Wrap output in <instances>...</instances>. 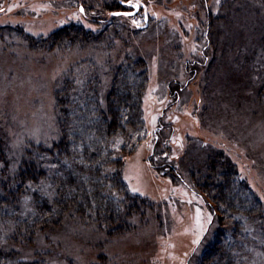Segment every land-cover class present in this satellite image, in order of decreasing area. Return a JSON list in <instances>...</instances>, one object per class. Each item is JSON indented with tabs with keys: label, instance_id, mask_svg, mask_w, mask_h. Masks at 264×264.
<instances>
[{
	"label": "rangeland",
	"instance_id": "rangeland-1",
	"mask_svg": "<svg viewBox=\"0 0 264 264\" xmlns=\"http://www.w3.org/2000/svg\"><path fill=\"white\" fill-rule=\"evenodd\" d=\"M138 2L116 16L118 0H0V175L17 170L27 150L58 142L56 96L66 82L78 94L94 84L106 112L118 68L143 73L147 136L157 130L123 159L142 216L109 233L64 216L30 245L1 248L25 264H194L228 221L190 187L198 170L216 177L225 160L262 203L242 264H264V0ZM68 25L86 35L53 41ZM152 154L150 169L143 158Z\"/></svg>",
	"mask_w": 264,
	"mask_h": 264
},
{
	"label": "trees",
	"instance_id": "trees-1",
	"mask_svg": "<svg viewBox=\"0 0 264 264\" xmlns=\"http://www.w3.org/2000/svg\"><path fill=\"white\" fill-rule=\"evenodd\" d=\"M67 27L54 32L53 41L62 38L71 45L72 39L86 35L81 26ZM49 43L52 40L44 41L42 47ZM71 85L66 82L56 96L58 142L51 148L27 150L17 170L10 172L5 167L0 175V264H25L18 253L5 252L1 247L8 241H23L28 246L39 231L55 227L64 216L109 233L131 221V214L142 216L146 211L143 199L129 193L123 176L125 155L139 145H148V137L157 134L153 129L147 136L150 124L143 110V73L118 68L106 112L100 107L94 84L88 83L82 94L71 90ZM154 141L151 150L155 155L158 138ZM153 154L143 158L150 169L154 167ZM217 163L220 170L216 177L209 171L212 168L198 170L200 179H195L190 188L196 194L195 188H199L201 197L213 202L210 204L228 225L212 233L194 264H242L249 227L263 217L262 203L229 168V163ZM52 164L56 167H49ZM171 170L179 180L183 178L175 167ZM41 181L51 185L49 196L27 188L29 183L35 188ZM38 261L28 264H46L44 258Z\"/></svg>",
	"mask_w": 264,
	"mask_h": 264
},
{
	"label": "snow or ice",
	"instance_id": "snow-or-ice-1",
	"mask_svg": "<svg viewBox=\"0 0 264 264\" xmlns=\"http://www.w3.org/2000/svg\"><path fill=\"white\" fill-rule=\"evenodd\" d=\"M216 2L219 3L220 0H216ZM121 3H127V5H128L129 7H131V8H137V7H139V2H138V0H137L136 3H133V0H121ZM2 10H3V9H0V11H2ZM11 10H12L11 8L8 9V11H11ZM79 11H80L81 13H83V12H84V8L81 7V8L79 9ZM111 15H116V16H121V15H122V16H129V15H132V13H131V12H114V13H111ZM136 23H137V22H136L135 20H133V24H136ZM48 147L50 148L51 145H48ZM40 159H44V157L41 156ZM49 167H51V168H55L56 165L52 164V165H50ZM27 188H31L33 192L39 193L41 196H49L50 193H49L48 189L51 188V185H50V184H45L43 181H41L39 184H37V185L35 186V188L32 187V184H31V183H29V184L27 185ZM133 191H136V189H133ZM262 199H264V197H262ZM210 220H211V217H209V222H210ZM203 231H204V229L201 228V234L203 233ZM198 242H199V238H197V240H194V241H193L194 244H196V243H198Z\"/></svg>",
	"mask_w": 264,
	"mask_h": 264
},
{
	"label": "flooded vegetation",
	"instance_id": "flooded-vegetation-1",
	"mask_svg": "<svg viewBox=\"0 0 264 264\" xmlns=\"http://www.w3.org/2000/svg\"><path fill=\"white\" fill-rule=\"evenodd\" d=\"M118 3H119V6H118V8H119V10H116V11H113V13L114 12H126L125 11V8L127 7L125 4H127V3H121V0H118ZM142 3V2H141ZM143 14V13H142ZM122 16V15H121Z\"/></svg>",
	"mask_w": 264,
	"mask_h": 264
}]
</instances>
